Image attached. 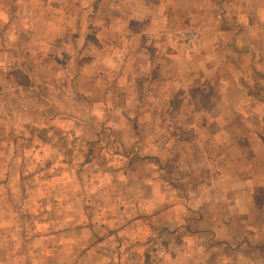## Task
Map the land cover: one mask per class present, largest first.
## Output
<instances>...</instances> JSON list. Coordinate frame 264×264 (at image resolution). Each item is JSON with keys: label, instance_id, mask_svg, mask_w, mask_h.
<instances>
[{"label": "rangeland", "instance_id": "374dc122", "mask_svg": "<svg viewBox=\"0 0 264 264\" xmlns=\"http://www.w3.org/2000/svg\"><path fill=\"white\" fill-rule=\"evenodd\" d=\"M250 1L260 18L264 0ZM126 3L0 0V264H216L213 234L191 228L220 187L213 143L229 142V130L264 141V86L254 75L242 84L237 58L218 87L228 101L167 115L181 109L161 77L141 84L124 63L139 27ZM260 22L247 41L264 69ZM196 29L162 39L193 59L204 47Z\"/></svg>", "mask_w": 264, "mask_h": 264}, {"label": "crops", "instance_id": "0c3cea01", "mask_svg": "<svg viewBox=\"0 0 264 264\" xmlns=\"http://www.w3.org/2000/svg\"><path fill=\"white\" fill-rule=\"evenodd\" d=\"M250 2L128 0L126 4L137 5L129 19L133 22V28L137 24L139 27L133 29L134 35H128L131 40L127 41L133 52L132 48L123 49L122 53L127 57L124 63L133 66V70L137 69L135 74L138 78L140 76L141 84V76L147 73L150 87L154 86L158 76L161 77L157 82L167 88L168 99L181 109L167 111V115L183 118L184 112H191L190 104L196 108L195 102L211 101L210 96L216 95L214 101L219 104L220 101H228L226 94H222L223 90L218 87L231 84L222 76H231L237 58L242 61L238 68L244 72L242 84L252 86L254 83L248 81L247 77L254 75L260 77L256 84L264 86V75L257 72L262 70L264 73V69L257 66L258 62H253L257 51L252 42L247 41V38H252L251 31L259 21L263 26L264 11L258 18L259 13L254 15ZM188 26L196 27L194 32L204 39L202 53L193 59L185 51L162 39L168 31ZM193 36L199 38L196 33ZM134 54L138 56V61H134L137 58ZM247 96H242V100H246ZM255 100L262 104L261 116H264V97ZM232 113L231 108L227 109L224 116L230 117ZM196 116L206 115L198 112ZM242 132L229 130V142L213 143L212 148L216 151L210 157L214 158L216 167L212 168L213 174L220 187L216 192L213 189L207 201L199 204L197 219L202 221L199 220L197 228L191 226L202 237L213 234L209 246H214L216 264H264V141H238V135L241 136ZM197 144L199 148L202 146L200 141ZM212 169L208 170L209 173ZM219 190L222 192L218 194ZM200 244L199 248H202Z\"/></svg>", "mask_w": 264, "mask_h": 264}, {"label": "built area", "instance_id": "2783aa9c", "mask_svg": "<svg viewBox=\"0 0 264 264\" xmlns=\"http://www.w3.org/2000/svg\"><path fill=\"white\" fill-rule=\"evenodd\" d=\"M190 38H192V39H193V38H194V36H193V35H191V36H190Z\"/></svg>", "mask_w": 264, "mask_h": 264}]
</instances>
